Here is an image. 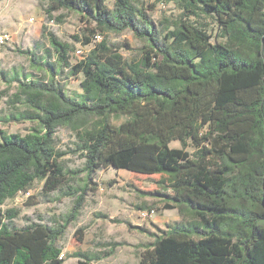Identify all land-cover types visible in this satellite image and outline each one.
<instances>
[{
    "label": "trees",
    "instance_id": "1",
    "mask_svg": "<svg viewBox=\"0 0 264 264\" xmlns=\"http://www.w3.org/2000/svg\"><path fill=\"white\" fill-rule=\"evenodd\" d=\"M156 2L182 13L158 28L148 13L155 4L48 0L49 19L63 22L54 16L62 10L81 17L85 33L77 39L91 48L74 58L71 45L48 32L54 61L32 54L41 74L13 78L18 108L6 121L34 125L24 134L0 132V264H65L57 241L77 218L89 183L109 167L164 176L163 190L153 194L165 209L194 218L156 234L136 264H264V0ZM203 15L219 22L222 40L193 19ZM126 30L144 42L133 60L107 40ZM64 73L82 77L77 96L59 79ZM60 127L75 133L82 169L65 168ZM79 172L87 177L81 193L70 185ZM37 181L45 193H80L72 212L57 227H12L19 211L3 205ZM76 256L74 264H95Z\"/></svg>",
    "mask_w": 264,
    "mask_h": 264
},
{
    "label": "rangeland",
    "instance_id": "2",
    "mask_svg": "<svg viewBox=\"0 0 264 264\" xmlns=\"http://www.w3.org/2000/svg\"><path fill=\"white\" fill-rule=\"evenodd\" d=\"M139 5L151 8L148 13L161 28L164 18H177L182 10L175 4L157 3L156 0H136ZM113 5L114 0H108ZM48 0H0V34L8 33L10 39L0 44V132L26 133L34 124L26 122L6 121L12 110H16L11 102V95L17 89L18 81L13 78L24 74H41L31 64L32 54L36 58L48 59L50 44L46 33L52 32L63 42L71 45V55L79 58L77 51L87 53L91 46L84 45L81 38L85 33L84 22L75 12L57 11L54 16H64L63 22L49 19L46 13ZM196 23L204 25L213 35V41H220L221 30L219 22L211 16L193 18ZM109 43L117 48L128 60L140 56L144 42L139 40L131 30L123 33H109ZM55 55L49 58L54 61ZM59 76L65 85L66 91L73 96L82 92L81 76ZM121 121V120H120ZM58 146L68 152L62 162L68 170H79L84 166V158L75 153V133L67 128L57 130ZM172 147H181L179 141H173ZM190 152L194 147L190 143ZM95 183H89L85 193L83 205L77 218L71 221L65 233L57 241L62 249L65 264H74L78 261L77 254H86L94 258L95 264H136L139 253L145 244L154 242L155 235L167 231L175 225L188 224L194 221L193 217H182L177 209H165L161 196L153 194L163 190L164 176L143 175L125 169L109 167L101 169L95 175ZM87 182L84 172H79L70 181V185L79 189ZM94 187V189H91ZM65 190L45 193L43 182L37 181L30 193H20L17 197L9 199L3 208H16L19 215L13 219L11 226L23 227L29 223L42 222L57 227L65 221L72 212L76 198L65 194ZM244 206L255 208L251 202H244ZM154 213L151 217L143 219L142 212ZM82 227L83 233L76 230Z\"/></svg>",
    "mask_w": 264,
    "mask_h": 264
},
{
    "label": "built area",
    "instance_id": "3",
    "mask_svg": "<svg viewBox=\"0 0 264 264\" xmlns=\"http://www.w3.org/2000/svg\"><path fill=\"white\" fill-rule=\"evenodd\" d=\"M10 39V35L8 33H5V34H0V44H3L5 43L6 41H8ZM96 39L97 40H100L101 39V36H96ZM77 54L78 55H81L82 52L79 50L77 51ZM27 193H30V192H27ZM154 213V210H152L151 212H142L140 215L143 219H147L148 217H151Z\"/></svg>",
    "mask_w": 264,
    "mask_h": 264
}]
</instances>
